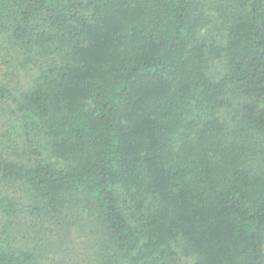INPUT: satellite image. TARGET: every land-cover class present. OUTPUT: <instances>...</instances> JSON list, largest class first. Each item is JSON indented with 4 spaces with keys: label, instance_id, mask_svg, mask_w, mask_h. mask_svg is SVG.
Segmentation results:
<instances>
[{
    "label": "trees",
    "instance_id": "16d2710c",
    "mask_svg": "<svg viewBox=\"0 0 264 264\" xmlns=\"http://www.w3.org/2000/svg\"><path fill=\"white\" fill-rule=\"evenodd\" d=\"M264 264V0H0V264Z\"/></svg>",
    "mask_w": 264,
    "mask_h": 264
},
{
    "label": "rangeland",
    "instance_id": "374dc122",
    "mask_svg": "<svg viewBox=\"0 0 264 264\" xmlns=\"http://www.w3.org/2000/svg\"><path fill=\"white\" fill-rule=\"evenodd\" d=\"M48 264H51V263H48Z\"/></svg>",
    "mask_w": 264,
    "mask_h": 264
}]
</instances>
